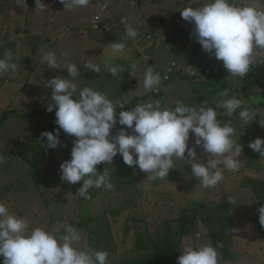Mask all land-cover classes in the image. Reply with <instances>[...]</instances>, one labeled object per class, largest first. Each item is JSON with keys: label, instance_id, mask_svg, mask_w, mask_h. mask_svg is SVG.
<instances>
[{"label": "rangeland", "instance_id": "374dc122", "mask_svg": "<svg viewBox=\"0 0 264 264\" xmlns=\"http://www.w3.org/2000/svg\"><path fill=\"white\" fill-rule=\"evenodd\" d=\"M42 2L48 6L45 12L34 9V0H0V58L10 51L12 62L18 66L15 72L9 70L0 74V203L6 205L10 214L24 218L30 227H44L57 237L65 234L66 224H71L83 238L77 247H90L86 244V225L82 222L84 208L89 206V212L96 215L103 210L99 199L88 201L76 194L82 182L73 185L61 179L59 166L70 159L74 137L60 130L61 146L51 149L46 145L41 156L35 155L43 138L47 142V138L41 136L44 129L52 125L58 128L55 111L28 117L26 114L34 110L47 111L52 100L46 82L57 75L69 76L66 70L50 69L41 58L42 52H54L61 64L75 63L80 72L74 80L76 95L83 87L102 92L113 102L117 114L132 109V104L155 101H159L162 108H174L177 100L185 105L198 106L206 102L214 106L221 99L218 94L227 89L230 97L244 101L242 108L256 114L253 121L244 124L238 116L241 109L232 117H227L223 108L217 109V118L222 123L231 119L236 128L234 138L238 137V143L243 145L239 170L231 173L221 166L223 179L214 187L204 188L190 176L186 160L174 158L173 169L164 179H151V174L146 175L132 166L140 202L138 208L123 211L112 226L116 238H120L115 248L123 253L131 248L136 233L148 231L159 245L169 238L175 240L171 245L180 253L185 244L210 243L214 247L219 244V264H264V234L256 231L250 220L259 207L255 193L258 195L264 184V157L248 147L255 138L264 139V126L260 124H264V96L255 85H251L254 93L245 96V89L251 86L244 78L231 76L225 81L214 78L215 74L200 76L204 69L223 63L202 50L192 34L193 25L181 18L180 10L196 8L205 0H90L87 7L72 11L63 10L64 5L59 0ZM229 2L242 6L251 0ZM102 3L107 4V8L99 11L100 19L95 25L92 17ZM256 4L264 10V0H256ZM122 19L137 30L136 38L124 39ZM21 31L29 32L28 37L19 38L17 32ZM113 42L125 43V51L113 54L110 46ZM20 45L23 51H14ZM251 60V73L264 86V51H254ZM88 62L99 65L101 71L95 73L85 68ZM133 62L135 70L130 67ZM172 63L176 69L169 68ZM105 65L118 66L122 71L113 76ZM148 66L161 76L158 89L146 90L143 86ZM181 72L196 75L184 78ZM173 77L179 79L168 81ZM207 77L213 78L209 84L205 81ZM168 84L173 90H169ZM257 103L262 106L251 105ZM11 110L13 112L9 113ZM6 113H9L7 117ZM121 127L124 126L117 123L112 134ZM194 139L190 132L189 147H193ZM195 150L198 158L207 159L202 146ZM111 164H118L120 168L127 166L120 154ZM193 217L191 229L179 235L181 223L178 220ZM227 217L233 218L231 223ZM54 220L58 222L52 225L50 222ZM125 222L130 229L128 239L122 242ZM108 253L109 264H135L138 259L150 257L149 253L132 257L117 254L115 250ZM155 259L154 263L144 264H176L177 261L160 263L157 257Z\"/></svg>", "mask_w": 264, "mask_h": 264}, {"label": "clouds", "instance_id": "9594fccd", "mask_svg": "<svg viewBox=\"0 0 264 264\" xmlns=\"http://www.w3.org/2000/svg\"><path fill=\"white\" fill-rule=\"evenodd\" d=\"M34 2L37 11L47 10L48 6L42 0ZM59 2L64 5L63 10L72 11L87 7L90 0ZM106 6L102 3L94 15H99ZM180 15L193 25L192 34L202 50L222 61L233 77L243 78L252 65L253 52L264 51V10L257 6L256 0L242 6L229 0H205L196 8H183ZM121 22L125 25L124 39L138 36L132 24L125 19ZM110 46L113 54L123 53L126 48L123 42H113ZM41 58L50 69L66 70L69 74L68 77L57 75L46 82L52 100L47 111L52 112L55 108L58 128L42 132L41 136L47 138V147L51 149L61 146L60 130L74 137L70 159L59 167L62 181L73 185L82 182L76 192L79 197L90 198L92 188L112 189L110 171L99 172L96 166L111 164L117 154L127 166H137L146 175L151 174V179L168 177L174 158L186 160L190 176L204 188L214 187L223 179L221 166L231 173L239 170L243 145L238 143V137L234 138L236 128L231 119L222 123L217 118V109L223 108L227 117L241 109L238 116L244 124L253 121L256 114L242 108L244 101L230 97L227 89L218 94L221 99L214 106L206 102L198 106L185 105L177 100L174 108H162L159 101H155L119 111L117 118L113 102L104 93L83 87L76 95L74 80L80 72L75 63L61 64L52 51L42 52ZM12 60L10 51L0 58V74L16 71L18 66ZM84 67L95 73L101 71L99 65L91 62ZM105 67L113 76L122 71L118 66ZM130 67L135 70L136 64L133 62ZM160 82V74L148 66L144 72V88L158 89ZM117 123L124 127L113 135L112 129ZM190 132L195 138L193 147L188 146ZM197 146H202L207 153L206 160L198 158ZM248 147L264 157V139L257 137L248 143ZM257 213L259 223L264 226V204L258 207ZM64 233L57 237L44 227H30L24 218L10 214L6 205L0 203V257H3V264H109L106 250L76 246L83 238L71 224L64 226ZM218 247L219 244L214 247L210 243L185 244L176 264H219Z\"/></svg>", "mask_w": 264, "mask_h": 264}, {"label": "trees", "instance_id": "16d2710c", "mask_svg": "<svg viewBox=\"0 0 264 264\" xmlns=\"http://www.w3.org/2000/svg\"><path fill=\"white\" fill-rule=\"evenodd\" d=\"M252 66V65H251ZM251 66L249 72L243 77L244 80L250 83L251 85H255L260 87L261 95L264 96V86L260 84L255 77L251 73ZM184 78H190L192 76L182 73ZM181 76V75H180ZM179 76V77H180ZM200 76H203V72L200 74ZM214 76V75H213ZM232 75L227 72L225 69H220L219 73L215 74L214 78L219 80H226L227 77H231ZM170 78V77H169ZM168 78V79H169ZM183 79V78H182ZM213 78L207 77L205 80H212ZM193 80V79H192ZM170 81V80H168ZM164 81V82H168ZM160 92L158 91V94ZM253 87L251 86V89H245V96L249 97L252 95ZM138 98L134 101H137ZM264 102V101H263ZM253 107L257 108L262 106L260 103L257 104H251ZM133 107L135 105L132 104ZM130 108V107H128ZM55 111V108L53 109ZM9 112V111H8ZM13 112L12 110L9 112ZM15 112V111H14ZM9 113H6V117L9 115ZM41 114L45 115L44 113H49L46 110L43 111H37L34 110L33 112L27 113L26 116H31L33 114ZM22 116H25L24 114ZM118 118V114H117ZM2 122L4 121V114L1 117ZM56 126L52 125L49 129H44L45 131H50L52 129H55ZM47 145V142L45 138H43L42 143L39 147V149L36 152V156H41L43 154V147ZM0 154H2L0 152ZM33 158H36L33 156ZM36 164V162H35ZM97 170L99 172H102L105 169H108L111 174L110 182L112 183L113 187L111 190H105L104 188L91 189L89 191V197L85 200H93L96 199L100 202H103V210L99 214H92L89 212V206H86L84 210L86 211L85 214L82 216V222L86 225V233H87V245L91 248L97 249V250H106L107 252H111L115 250L117 254H121L124 256H141L145 254H150V257H147L140 260L138 259L135 264H144V263H154L156 261V257L158 258L160 263H166L165 261L170 260H177V257L181 255L179 249H176L174 246L171 245V238L164 240L163 245H159L156 243L155 239L151 236L150 232L148 231H141L135 234V238L132 239L131 248L125 249L123 253H120V250H116L115 246L120 242V238H116L117 235L114 233V231L111 229L114 224H116L117 220L119 221L120 215L123 211H131L135 209V207L138 208V201L137 196L139 194V191L137 190V183L135 181V178L133 177L132 169L129 166H125L124 168H120L118 164L113 166L112 164H105L104 166L97 165ZM262 182H264L262 180ZM256 191V190H255ZM262 196L264 200V184L262 185V191L255 193L256 201H259L260 203L264 204V201L260 200V197ZM252 198V199H255ZM93 215V216H92ZM228 221L233 220L232 217H227ZM251 223L253 225V228L258 231L259 233L264 234V226H261L258 219V213L252 215L251 217ZM89 221V222H88ZM195 218L193 217L191 220H183L180 219V222L178 220V223H181V229L178 231V234L181 235L188 230L191 229L192 225L194 224ZM58 220L51 221L50 223L53 225L54 223H57ZM94 223V225L92 224ZM81 225V223H80ZM82 226V225H81ZM130 227L128 225V222L124 224L123 228V241L125 242L128 239V231ZM127 238V239H126ZM111 242V243H110ZM178 243V241H176ZM127 254V255H126ZM130 254V255H129ZM119 256L118 258H120ZM166 259V260H165ZM130 261V260H128ZM133 263V261H132Z\"/></svg>", "mask_w": 264, "mask_h": 264}, {"label": "built area", "instance_id": "2783aa9c", "mask_svg": "<svg viewBox=\"0 0 264 264\" xmlns=\"http://www.w3.org/2000/svg\"><path fill=\"white\" fill-rule=\"evenodd\" d=\"M98 19H99V15L98 14H95L92 17V23H95ZM173 66H174V63L172 64V67H170V68L171 69H174ZM220 69L223 70L225 68L223 67V65L222 66H212V67H208V68L204 69L202 72H203V75L209 76V75H213V74L219 73ZM168 72H171V70L168 69ZM187 75L192 76V75H196V74H187ZM168 77H166V78H168Z\"/></svg>", "mask_w": 264, "mask_h": 264}, {"label": "crops", "instance_id": "0c3cea01", "mask_svg": "<svg viewBox=\"0 0 264 264\" xmlns=\"http://www.w3.org/2000/svg\"><path fill=\"white\" fill-rule=\"evenodd\" d=\"M99 18H100V15H99ZM95 25H96V23H95ZM105 30L108 31V28H105ZM65 31H68V29L65 30ZM17 33H18L17 35H18L19 38H24V37L27 38L28 35H29V32H28V33H23V32L21 31L20 33H19V32H17ZM148 37L151 38L150 35H148ZM55 41H56V39H55ZM55 41H54V42H55ZM16 49L19 50L20 52L23 51L22 45L17 46V48L15 47L14 51H15ZM17 54H18V53H17ZM145 58L147 59V58H149V56H145ZM172 64H173V63H172ZM171 67H172V65H171ZM169 68H170V67H169ZM173 68L176 69L177 66L175 67V65H174ZM178 69H179V68H178ZM178 73H179V72H178ZM181 73H182V72H181ZM176 74H177V73H176ZM179 76H180V75H179ZM169 77H170V76H169ZM173 79H179V78L173 77L172 79H170V81L173 80ZM183 80L188 81L187 79H183ZM205 81H206L207 84L210 83L208 80H205ZM199 83H200V82H198V83H196V84H199ZM168 86H169V90H173L171 84H170V85L168 84ZM132 108H134V107H132Z\"/></svg>", "mask_w": 264, "mask_h": 264}]
</instances>
